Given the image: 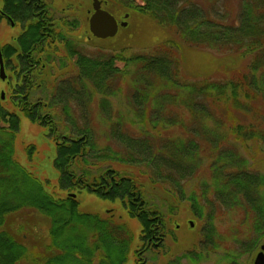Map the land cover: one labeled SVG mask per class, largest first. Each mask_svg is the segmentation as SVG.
<instances>
[{
    "label": "trees",
    "instance_id": "obj_1",
    "mask_svg": "<svg viewBox=\"0 0 264 264\" xmlns=\"http://www.w3.org/2000/svg\"><path fill=\"white\" fill-rule=\"evenodd\" d=\"M43 1L1 0L2 15L22 29L14 43L0 44L6 74L0 79V264H125L131 248L135 263L143 264V252L162 246L166 220L146 200L143 184L98 165L104 162L143 166L151 182L169 185L177 201L189 203L193 217H206L200 229L206 250L234 232L238 254L252 251L264 237V173L250 169L239 146H264V0H235L234 10L228 0H117L178 41L169 37L146 52L124 55L121 48L96 56L79 48ZM67 25L71 30L74 22ZM180 43L233 53L231 60L245 63L238 64L242 69L234 77L189 80L181 75ZM60 51L56 62L64 67L73 60V72L55 77L47 88L43 72ZM122 85L131 114L117 112L112 118L110 98ZM94 98L108 123V137L120 150L98 145L88 112ZM20 116L47 128L55 144L56 186L15 159ZM128 121L141 125L139 135L127 131ZM174 127L179 134L159 135ZM27 150L30 156L34 146ZM201 172L207 175L201 188L187 189ZM82 190L120 203L138 223L136 239L113 210L105 216L81 211ZM214 202L223 208L217 217L239 211L240 226L248 225L252 235L241 241L236 225L228 235L220 234L215 216L203 214V206ZM36 216L45 224L42 231ZM193 254L200 255L183 256L191 260Z\"/></svg>",
    "mask_w": 264,
    "mask_h": 264
},
{
    "label": "rangeland",
    "instance_id": "obj_2",
    "mask_svg": "<svg viewBox=\"0 0 264 264\" xmlns=\"http://www.w3.org/2000/svg\"><path fill=\"white\" fill-rule=\"evenodd\" d=\"M52 16L59 27H63L71 36L76 37L79 48L86 54L96 56L98 54H110L119 51L121 48H126L124 55L146 52L151 48L157 47L167 39L175 38L174 34L168 33L163 27L156 23L149 16L138 13L135 10L125 9L117 0H101V7L110 12L116 20L126 21L125 27H120L117 34L111 38L97 39L91 35L88 29V18L92 12L91 0H44ZM223 4L227 0H220ZM0 0V7H1ZM221 4V3H220ZM228 7L234 10L237 6L235 0L227 1ZM128 17L124 19V15ZM67 22H74L72 29H68ZM61 29V28H60ZM19 26H10L3 18L0 19V44L5 42H13V36L19 32ZM178 41V40H177ZM177 56L180 60L181 75L189 80H196L203 77L211 79H222L224 77H234V75L242 68L240 65L245 63L244 60L235 63L229 57L233 53L224 56L222 53L208 48H194L186 43H180ZM61 55V56H60ZM63 51L55 55L54 63L46 64V70L42 76L43 82L51 88L54 83V78L65 76L73 72V60L67 61V65L60 67L57 58L62 57ZM234 57V56H233ZM118 66H122L118 62ZM60 72V73H59ZM43 95V94H42ZM128 91L125 85L113 97L110 98V116H117V112L130 117L131 111L127 100ZM89 116L92 120L95 137L98 145L109 146L112 149H119L112 139L108 137V123L103 118L100 112V106L96 98L92 99L88 108ZM76 107L72 109V112ZM221 110V109H220ZM76 115L78 111L74 112ZM79 116V115H78ZM126 127L128 132L140 134L141 125L128 121ZM178 127L160 130L159 135L162 137H171L174 133H180ZM232 138V137H231ZM34 146L32 154L29 156L27 147ZM240 152L247 158L251 170L264 173V146L259 143L248 142L246 146H239ZM120 150V149H119ZM55 156V144L48 136V130L45 126H41L30 121L24 116H20L19 130L14 140V157L25 166L29 171L34 173L41 180L49 181L50 186L57 185L58 172L54 168L53 159ZM93 163V162H90ZM99 166H112L113 168L123 171L134 177L138 182L143 184L146 200L162 213L166 220V237L162 246L150 247L147 251L141 252L143 264H253L257 252L260 250V245L264 244L262 237L252 251H243L237 246L239 243L234 241L231 235L220 243L215 249L206 250L202 244L201 227L205 223L206 217L197 219L193 217L189 203L186 201H177L173 193L170 191L169 185L165 183L151 182L146 169L143 166H130L115 162L99 163ZM207 175L200 173L194 177L188 185L187 189L201 188L200 183L205 180ZM212 199V195H209ZM80 200L79 209L83 212L97 213L105 216L113 212L117 217L120 216V221L127 224L133 232L135 239L138 234V223L136 219L130 218L117 201L111 202L96 197L94 194L86 190H82L78 194ZM215 203V202H214ZM222 207L215 203L214 207L209 205L203 206V214L212 213L215 216L214 224L220 234H227L231 228L235 230V225L240 227V240L246 239L252 235L248 225L240 226L242 221L239 211L233 210L232 213L227 212L223 216L217 217V214L222 212ZM38 230H44L45 224L38 216L35 217ZM44 222V221H43ZM228 235V234H227ZM131 248L125 264H136L135 255ZM239 250V251H238ZM194 251L197 255H192L193 259L184 257ZM175 258L177 260H175ZM142 261V260H141ZM175 261V263H173Z\"/></svg>",
    "mask_w": 264,
    "mask_h": 264
},
{
    "label": "water",
    "instance_id": "obj_3",
    "mask_svg": "<svg viewBox=\"0 0 264 264\" xmlns=\"http://www.w3.org/2000/svg\"><path fill=\"white\" fill-rule=\"evenodd\" d=\"M92 12L88 18V29L91 35L97 39H105L114 37L120 27L127 25L126 21H117L116 18L107 10L101 7V0H91ZM128 14L124 15V19ZM0 79H5L3 60L0 54ZM1 92V98H3ZM253 264H264V244L260 245Z\"/></svg>",
    "mask_w": 264,
    "mask_h": 264
},
{
    "label": "flooded vegetation",
    "instance_id": "obj_4",
    "mask_svg": "<svg viewBox=\"0 0 264 264\" xmlns=\"http://www.w3.org/2000/svg\"><path fill=\"white\" fill-rule=\"evenodd\" d=\"M43 2H45V1H43ZM48 11H49V13H50V15H51L52 12L50 11L49 8H48ZM2 14H3V13H2L1 10H0V15L2 16V17H0V19L3 18L6 22L9 23L10 26H16L15 23H14L12 20H9L7 17H5V16L2 15ZM51 17L53 18L52 15H51ZM17 26H19L20 30L22 29L20 24H18ZM20 30H19V32H20ZM19 32H18V33H19ZM18 33H17V34H18ZM17 34L14 35L13 38H14L15 36H17ZM38 60L40 61V58H38ZM13 64H15V62H13ZM43 67H44V65H43V64H40V67H39V68H43ZM5 77H6V74H5Z\"/></svg>",
    "mask_w": 264,
    "mask_h": 264
}]
</instances>
